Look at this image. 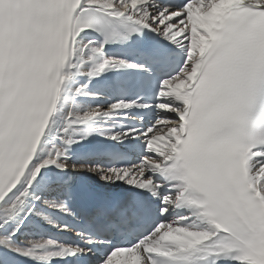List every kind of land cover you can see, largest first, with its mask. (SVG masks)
<instances>
[{
  "label": "snow or ice",
  "instance_id": "obj_1",
  "mask_svg": "<svg viewBox=\"0 0 264 264\" xmlns=\"http://www.w3.org/2000/svg\"><path fill=\"white\" fill-rule=\"evenodd\" d=\"M0 264H264V0H0Z\"/></svg>",
  "mask_w": 264,
  "mask_h": 264
}]
</instances>
